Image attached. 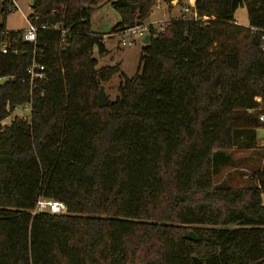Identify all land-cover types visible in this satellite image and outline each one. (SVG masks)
<instances>
[{
	"label": "trees",
	"instance_id": "trees-1",
	"mask_svg": "<svg viewBox=\"0 0 264 264\" xmlns=\"http://www.w3.org/2000/svg\"><path fill=\"white\" fill-rule=\"evenodd\" d=\"M156 1H112L111 33L148 21ZM92 4L32 0L33 43L6 30L13 5L1 0L0 264H264V158L255 185L212 179L217 155L254 147L264 114L250 29L264 27V0H194L198 19L152 31L141 73L102 108L97 91L118 67L97 68L106 48ZM240 6L248 26L234 19ZM33 61L44 78L30 87ZM22 105L28 120L3 123ZM39 198L66 212L33 214Z\"/></svg>",
	"mask_w": 264,
	"mask_h": 264
},
{
	"label": "rangeland",
	"instance_id": "rangeland-1",
	"mask_svg": "<svg viewBox=\"0 0 264 264\" xmlns=\"http://www.w3.org/2000/svg\"><path fill=\"white\" fill-rule=\"evenodd\" d=\"M112 1L114 0H93V9L90 14V28L94 32L103 35L106 48V53L102 56H99L96 50L94 51L97 68L105 65L118 67V70L110 79L102 84L108 102L115 101L119 96V84L124 77L131 78L137 73H141L140 56L142 55V48L145 46L141 37L116 34V32L111 33L113 26L119 21V14L112 7ZM173 1L175 3L172 2V7H169L168 1H158L148 17V22L178 16L181 13L182 5L186 4L187 0ZM15 2L17 7H13V10L6 18V30H24L28 26L24 17H28L32 13V0H15ZM234 19L237 24L248 26L247 12L244 6H240L235 10ZM127 37L134 40V44L122 45V39ZM29 115V106L22 105L14 109L3 120V123H9L14 117L28 120ZM254 136V147L243 148L236 146L216 156L212 170L214 187L222 184L220 188L239 189L256 184V175L261 172L264 158V122H261L254 129ZM262 203L264 204V195L262 196Z\"/></svg>",
	"mask_w": 264,
	"mask_h": 264
},
{
	"label": "built area",
	"instance_id": "built-area-1",
	"mask_svg": "<svg viewBox=\"0 0 264 264\" xmlns=\"http://www.w3.org/2000/svg\"><path fill=\"white\" fill-rule=\"evenodd\" d=\"M9 1L12 3L13 7H17L15 0H9ZM158 1L160 0L156 1V5ZM193 6H194V0H187V3L183 4L182 8L180 9L181 10L180 14H182L181 16L185 19H194V20L198 19V15L195 12ZM172 18L174 17L167 18V19H161V20H157L154 22L146 21L141 24H136L134 26L128 27L119 33L127 35V36L135 35V36L143 38L146 35L150 36L152 31H155V32L164 31L168 22ZM24 19L28 23V26L26 27V29H24V40L34 43L36 41L37 27L30 22L28 17H24ZM250 29L252 31L259 32L260 49L264 52V27L262 28L250 27ZM121 44L122 45H132L134 44V40L127 37L126 39H122ZM2 52H6L5 44L2 45ZM26 72L29 75L30 87L33 85L34 79L41 80L44 78V66L36 63L35 61H33L32 64L29 67H27ZM258 120L260 122H264V114H259ZM36 212H49L53 214H62L66 212V206L61 201L46 199V198H39L36 202V205L32 213L34 214Z\"/></svg>",
	"mask_w": 264,
	"mask_h": 264
},
{
	"label": "water",
	"instance_id": "water-1",
	"mask_svg": "<svg viewBox=\"0 0 264 264\" xmlns=\"http://www.w3.org/2000/svg\"><path fill=\"white\" fill-rule=\"evenodd\" d=\"M173 3H175V1H173ZM149 41H150V36L149 35H146V36H144L142 38V43L144 45H147L149 43ZM96 96H97L98 106L100 108L107 106L108 101H107V98H106V95H105V91H104V86L103 85H100ZM221 186H222V184H218V185H216L215 188L219 189ZM186 238L189 239V240H192V241H197L198 240L197 236L195 235V233L192 230L188 231V233L186 234Z\"/></svg>",
	"mask_w": 264,
	"mask_h": 264
},
{
	"label": "crops",
	"instance_id": "crops-1",
	"mask_svg": "<svg viewBox=\"0 0 264 264\" xmlns=\"http://www.w3.org/2000/svg\"><path fill=\"white\" fill-rule=\"evenodd\" d=\"M8 29V28H7ZM92 30V29H91ZM8 31H11V30H8ZM93 31V30H92ZM99 34V33H98Z\"/></svg>",
	"mask_w": 264,
	"mask_h": 264
}]
</instances>
